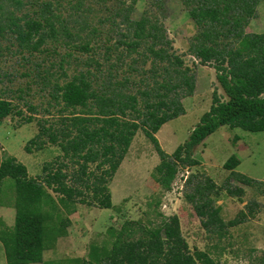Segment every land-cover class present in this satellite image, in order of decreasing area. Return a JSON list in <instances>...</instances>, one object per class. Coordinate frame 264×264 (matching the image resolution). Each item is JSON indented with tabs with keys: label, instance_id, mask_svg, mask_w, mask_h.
I'll return each mask as SVG.
<instances>
[{
	"label": "trees",
	"instance_id": "16d2710c",
	"mask_svg": "<svg viewBox=\"0 0 264 264\" xmlns=\"http://www.w3.org/2000/svg\"><path fill=\"white\" fill-rule=\"evenodd\" d=\"M259 1L183 0L197 29L187 53L199 64L214 68L226 99L213 92L209 109L200 116L187 139L171 153L164 151L156 133L169 120L185 114L181 99L192 95L195 77L191 68L184 66L181 58L170 51L172 41L156 21L152 22L147 16L131 20L125 14L128 31L121 33L119 44L130 55L146 43V52L152 57V77L158 76L157 70L162 69L160 82L154 78L148 89L132 93L128 78L112 80L109 75L106 84L94 87L90 71H86L63 84L53 85L52 99L62 103L58 121L47 125L38 120V132L24 149L30 153L49 143L60 149L61 156L43 166V175L30 177L27 167L15 157L0 155V187L3 179L10 177L15 190L14 223L0 229L7 264L42 262L44 251L66 235L67 216L75 212L77 203L113 207L109 182L139 129L159 157L153 178L166 190L171 188L180 167L199 164L193 157L194 148L220 126L239 127L249 132L264 131V33L245 31L249 20L256 16ZM43 9L48 15L27 17L23 23L9 14L7 23L0 24V33L8 30L15 34L20 49L29 53L38 51L45 38L55 37L58 31L51 1L43 3ZM66 35L70 37L67 32ZM80 49L89 51L87 44ZM13 108L11 101L0 99V119L12 114ZM76 108L79 111H74ZM68 109L71 112L64 114ZM23 119L29 123L33 117ZM69 163L76 166L70 173L67 171ZM239 163L234 154L225 160L223 167L230 170V179L221 186L209 177L199 180L191 176L185 181L186 185H192V190L185 196L193 204L201 225L218 237L223 236L227 227L238 225L253 214L255 204H247L248 211L240 210L236 217L224 222L214 197L225 190L229 196L240 199L244 188L232 181L264 187V182L236 171ZM91 164L95 166L93 170ZM135 224L125 221L119 230L109 228L112 239L109 247L91 245L88 259L74 258L71 262L218 264L206 251L189 249L177 215L166 217L157 227L140 225L141 233L137 237L133 235Z\"/></svg>",
	"mask_w": 264,
	"mask_h": 264
},
{
	"label": "rangeland",
	"instance_id": "374dc122",
	"mask_svg": "<svg viewBox=\"0 0 264 264\" xmlns=\"http://www.w3.org/2000/svg\"><path fill=\"white\" fill-rule=\"evenodd\" d=\"M48 1L57 16L58 31L55 37L45 38L38 51L29 53L20 49L15 34L8 30L0 33V99L11 101L14 107L12 114L0 119V155L15 157L27 167L30 177L43 175V166L62 154L57 146L49 143L30 153L24 149L38 132V120L47 125L58 121L62 103L52 99L55 83L63 84L80 72L90 71L94 87L106 84L110 75L112 80L128 78L130 92L136 93L152 86L154 78L162 80V69L157 70L158 76L152 77V57L146 52V43L130 55L119 44L121 33L128 31L125 14L131 20L147 16L161 25L172 41L170 51L181 58L184 66L191 68L195 77L192 95L181 99L185 114L169 120L156 133L164 151L171 153L187 139L200 116L209 109L213 92L226 99L214 68L199 64L187 53L197 29L183 0H0V24L7 23L9 14L20 18V23L27 17L48 15L43 9V3ZM245 31L264 33V0L259 1L256 16L249 20ZM85 44L89 51L80 49ZM139 104L142 108L143 103ZM69 112L71 109L63 113ZM29 116L33 120L24 122L23 117ZM232 154L240 160L236 171L264 182V131L249 132L223 125L194 148L193 157L199 164L180 167L171 188L166 190L153 178L159 157L139 129L109 182L114 206L99 208L77 203L75 212L67 216L66 235L44 251L42 262L31 264H73L74 258L88 259L91 245L110 246L109 228L119 230L125 221H133L136 223L133 235L137 237L141 233L140 225L157 227L171 215L178 216L181 234L191 251L194 248L206 251L218 264H264V187L231 180L244 188L243 196L238 199L221 190L214 197L224 222L236 217L240 210L248 211L247 204H255L253 214L244 222L227 227L222 237L201 225L193 204L185 196L192 190V185L185 183L187 177L199 180L209 177L218 186L228 181L230 170L223 163ZM75 167L69 163L67 171L70 173ZM94 168L91 164L90 169ZM0 188L1 229L14 223L13 180L4 178ZM0 264H7L1 242Z\"/></svg>",
	"mask_w": 264,
	"mask_h": 264
},
{
	"label": "crops",
	"instance_id": "0c3cea01",
	"mask_svg": "<svg viewBox=\"0 0 264 264\" xmlns=\"http://www.w3.org/2000/svg\"><path fill=\"white\" fill-rule=\"evenodd\" d=\"M112 199V198H111ZM113 204V203H112ZM113 206H114V204H113Z\"/></svg>",
	"mask_w": 264,
	"mask_h": 264
}]
</instances>
